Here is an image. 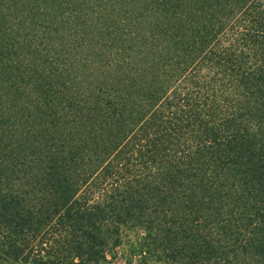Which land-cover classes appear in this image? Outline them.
Listing matches in <instances>:
<instances>
[{"label":"trees","instance_id":"1","mask_svg":"<svg viewBox=\"0 0 264 264\" xmlns=\"http://www.w3.org/2000/svg\"><path fill=\"white\" fill-rule=\"evenodd\" d=\"M264 264V0H0V264Z\"/></svg>","mask_w":264,"mask_h":264},{"label":"rangeland","instance_id":"2","mask_svg":"<svg viewBox=\"0 0 264 264\" xmlns=\"http://www.w3.org/2000/svg\"><path fill=\"white\" fill-rule=\"evenodd\" d=\"M142 236L140 229L123 228L120 243L98 264H157L140 253L137 242Z\"/></svg>","mask_w":264,"mask_h":264}]
</instances>
